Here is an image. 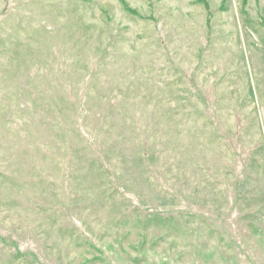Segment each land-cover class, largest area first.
<instances>
[{"label": "rangeland", "instance_id": "1", "mask_svg": "<svg viewBox=\"0 0 264 264\" xmlns=\"http://www.w3.org/2000/svg\"><path fill=\"white\" fill-rule=\"evenodd\" d=\"M0 264H264V0H0Z\"/></svg>", "mask_w": 264, "mask_h": 264}]
</instances>
